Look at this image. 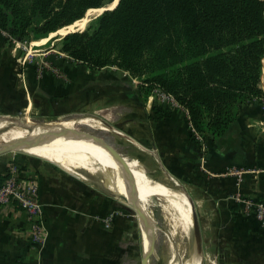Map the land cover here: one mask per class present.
Listing matches in <instances>:
<instances>
[{
	"label": "crops",
	"instance_id": "crops-1",
	"mask_svg": "<svg viewBox=\"0 0 264 264\" xmlns=\"http://www.w3.org/2000/svg\"><path fill=\"white\" fill-rule=\"evenodd\" d=\"M262 64L263 96L243 103L233 128L221 138H196L187 111L165 102L149 108L130 104L141 113L134 121L131 115L137 113L132 111L125 120L129 125L125 133L139 143L138 152L145 159L139 163L151 172L165 171L186 186L198 208L203 241L219 245V252L224 253L220 257L227 264H264V228L233 201L235 176L223 174L230 166L246 169L241 193L264 198V58ZM24 67V61L16 62L13 41L0 29L3 114H18L30 107L34 93L52 110L79 97L82 101L87 93L77 90L83 82L75 79L72 69L66 75L37 77ZM67 91L74 95L65 96ZM16 161L24 165L25 177L37 178L49 237L41 247L31 239L27 214L17 207H1L0 264H124L128 256L122 242L128 222L117 198L98 193L76 175L35 157H1L0 178ZM110 212L115 217L109 228H103L98 218Z\"/></svg>",
	"mask_w": 264,
	"mask_h": 264
},
{
	"label": "trees",
	"instance_id": "trees-1",
	"mask_svg": "<svg viewBox=\"0 0 264 264\" xmlns=\"http://www.w3.org/2000/svg\"><path fill=\"white\" fill-rule=\"evenodd\" d=\"M114 1L0 0V29L12 40L45 41ZM93 20L63 36L62 51L110 76L79 81V93L110 86L144 104L160 89L211 140L231 131L243 103L263 95L264 0H119ZM122 74L138 80V89Z\"/></svg>",
	"mask_w": 264,
	"mask_h": 264
},
{
	"label": "rangeland",
	"instance_id": "rangeland-1",
	"mask_svg": "<svg viewBox=\"0 0 264 264\" xmlns=\"http://www.w3.org/2000/svg\"><path fill=\"white\" fill-rule=\"evenodd\" d=\"M112 5V4H110ZM109 5V6H110ZM104 7H108V5H104ZM98 12L92 11L86 14L85 20L87 21L86 27L88 25L94 24V18L98 16ZM93 20V21H92ZM83 22V21H82ZM84 29V30H85ZM80 30L79 26L76 24L70 28L63 30L62 33H57L54 36H49V40H45L41 43H35L33 41L28 42H21L19 40H12L14 51L16 53V62L24 61L25 67L31 72H35L37 77H41L42 74L45 73H54L58 74H67V71L72 69L76 73V80H87V79H96L99 76L108 77L110 73L108 70H101V71H90L87 66L83 64H76L67 53L62 51L63 45V36L68 33L69 31ZM51 35V34H50ZM48 38V37H47ZM66 73V74H65ZM75 76V75H74ZM68 78V77H67ZM119 78V77H118ZM120 79V78H119ZM122 80L127 84L130 85L133 89H138L140 82L138 80L132 79L131 77L127 76L126 74H122ZM157 88L152 89L151 93L147 95L144 104L134 103L136 106L139 104V107H160V104H163L158 100V96L152 95L154 94ZM121 92L118 91L115 87H102L99 89L98 94L90 91L87 94H84L82 101L81 97H79L74 102L68 105H62L60 107H56L54 110L50 109L49 105H46L43 102L41 96L36 95L34 93V98L32 99V103L30 107L20 110V115L17 114H3L0 112V115H7V116H15L21 120H31L35 123L41 122H58L64 119H74L78 120L82 116H92L97 119H102L105 121V125L112 127L108 130H99V129H92L86 125H78L82 131L91 134L92 136L96 137L97 139L101 140L102 142L112 146L115 148L119 153L125 156L128 159H136V160H145L141 154L138 152L137 147H139V143L129 135L124 136L126 133L125 131L128 130V126L126 124V119L130 115L132 111H135L137 115H131L134 117V121H136V117L141 112L133 107L129 106L130 102H128L124 97L121 98ZM40 98V101L38 99ZM158 97V98H157ZM73 104V105H72ZM133 104V105H134ZM141 105V106H140ZM173 107V106H172ZM135 109V110H134ZM70 110V111H69ZM71 110L74 113H69ZM68 112L66 114L60 115L59 113ZM53 113H56V115ZM24 115H27V118H24ZM1 117V116H0ZM107 118V119H104ZM119 132L123 133L119 134ZM120 135V136H119ZM134 144H132L130 142ZM35 157L30 155L29 153L25 152L24 150L20 151H4L0 153V158H14V157ZM111 157V158H110ZM107 157L103 156L100 157L99 161L97 160V168H109L116 170L115 172L119 178H121L124 182L119 186H114L112 188L106 187L102 181L104 180L102 174L100 173L101 177H96L94 175L88 174L86 172L80 171L79 174H74L79 179H81L90 187H94L97 189L98 193H106L111 197H115L110 191H113L116 194L125 195L128 199L125 200L124 198H117L124 208V217L127 223V232L124 234V242H122V246L124 248V253L126 254L127 259L123 262L124 264H142V256L144 253V249H147V257H148V264H164L168 259V253L166 249V242H165V234L168 233L167 225H166V218L162 211V204L161 199L159 200L156 194L153 191V187H150L147 181L141 182V185L138 187L136 186L133 181L136 176H142L139 172V169L136 165L125 163L123 160L116 158V157ZM37 158V157H35ZM108 158V159H106ZM41 159V158H38ZM46 162H50L48 160L41 159ZM111 160V161H110ZM103 161V162H102ZM52 163V162H50ZM55 164V163H54ZM142 164V163H141ZM144 166V164H143ZM60 167V166H59ZM145 167V166H144ZM61 168V167H60ZM63 169V168H61ZM130 173H128V171ZM147 174L151 177L162 180L167 184L168 187H171L176 190L184 191L190 199L194 203L195 211L197 214L198 225L200 228L199 222V212L198 208L193 200L191 192L186 188V186L177 180H175L169 173L165 172H151L150 169L145 167ZM64 170V169H63ZM66 171V170H64ZM68 172V171H67ZM71 173V172H69ZM73 174V173H72ZM141 181V180H140ZM105 182V180H104ZM106 184V182H105ZM152 185V184H151ZM128 188L134 189L136 192L139 193V202L141 204V208L144 212V218L146 222V232L144 233L145 237L142 238V230L135 226L134 223L138 222V214L136 213L135 209L132 206V203L129 199L127 194ZM105 191V192H104ZM120 205V204H119ZM121 206V205H120ZM133 209L135 211L134 214L129 210ZM111 215V223L114 219V215L112 212L101 216L98 218V221L103 225L102 219L105 216ZM46 223V220H45ZM47 227V225H46ZM103 228H105L103 226ZM49 237V234H48ZM200 237H201V247H200V254L201 259L199 264H227L224 259L220 256L223 255V251L219 252V245H207L205 241H203V237L201 235V228H200ZM127 238V239H126ZM48 240V238H47ZM33 241V240H32ZM47 242V241H46ZM121 243V242H120ZM191 243L192 249L196 250L195 239L192 233V228L190 229V238H182L180 240V249L177 250V254L175 259H178L179 255L185 254L187 249ZM129 249V250H126ZM128 253V254H127ZM124 254V255H125Z\"/></svg>",
	"mask_w": 264,
	"mask_h": 264
},
{
	"label": "bare ground",
	"instance_id": "bare-ground-1",
	"mask_svg": "<svg viewBox=\"0 0 264 264\" xmlns=\"http://www.w3.org/2000/svg\"><path fill=\"white\" fill-rule=\"evenodd\" d=\"M116 1L117 0H115L112 5L108 6V8H112ZM101 10L102 9L91 10L90 12L96 11L100 13ZM86 24L87 21L83 20V22L77 23L76 26H79L80 30H84ZM62 32L63 30L59 33ZM41 42L43 41L35 43ZM25 118H27V115H24L23 119ZM24 122L26 123L25 125L19 121H9L7 118L0 117V144L16 142L32 133H41L45 131L43 126L36 125L29 119ZM51 124H60L68 128L76 129H78V125L80 124L96 130H108L112 128L106 126L101 123L99 119L92 116H82L78 120L64 119ZM119 134L124 135L121 132H119ZM126 135L127 134L124 136ZM101 146L103 150L91 143L80 141L75 138H62L44 145L28 146L23 148V150L37 158L55 163L64 170L73 174H79V172L82 171L94 175L98 177V179L101 177L100 173L104 176H108V178H110L108 183L105 184L103 179L102 181L104 185L109 188L123 184V180L115 173L117 172L116 170L109 168H97V160L99 161L100 157L112 156L123 160L125 163L136 165L142 176L137 175V178H135L133 183L139 187L141 182L147 181L150 187H153V191L158 199H161L162 211L166 218V225L168 229V233L165 234V242L169 259L164 264H199L201 254L197 250L194 251L192 249L191 243L187 252L184 255H179L178 259H175L177 250L180 249V240L182 238H190V229L193 224L191 205L184 191L168 187L162 180L151 177L147 174L143 164L139 163L136 159H128L102 143Z\"/></svg>",
	"mask_w": 264,
	"mask_h": 264
},
{
	"label": "built area",
	"instance_id": "built-area-1",
	"mask_svg": "<svg viewBox=\"0 0 264 264\" xmlns=\"http://www.w3.org/2000/svg\"><path fill=\"white\" fill-rule=\"evenodd\" d=\"M152 95L158 96L159 98H157L161 103L165 102L169 105L179 106L171 95L166 94L160 89L155 90ZM261 97L256 98L261 99ZM189 127L193 135L200 139L201 137L193 129L190 122ZM245 172L246 169L244 168L230 166L225 169L223 174L235 176L236 189L231 195L233 201L241 205L244 211L256 220L259 227L264 228V198L253 199L245 197L241 193L240 184ZM261 172H264V169H261ZM4 206H13L22 209L27 214L31 228V239L41 247L45 245L48 238V229L46 227L44 209L40 199L39 184L35 176L25 177L24 165L17 161L9 167L8 173L0 178V208ZM102 221L103 226L109 228L111 225V215L105 216Z\"/></svg>",
	"mask_w": 264,
	"mask_h": 264
},
{
	"label": "water",
	"instance_id": "water-1",
	"mask_svg": "<svg viewBox=\"0 0 264 264\" xmlns=\"http://www.w3.org/2000/svg\"><path fill=\"white\" fill-rule=\"evenodd\" d=\"M118 1L119 0L116 1V3L114 4V6L112 8L103 7L99 14H101L104 10L113 9L117 5ZM74 31H76V30H74ZM70 32H72V31H69L68 33H70ZM68 33H66V34H68ZM17 115L19 116L20 113H18ZM0 116L2 118H7V120H9V121H19L20 123H22L24 125L26 124L24 122V120L16 118L15 116H12V117L7 116V115H0ZM99 120L101 121V123H103V124L105 123V121H103L102 119H99ZM33 123L36 125L43 126L45 131H43L41 133H32V134L28 135L27 137L20 139L16 142L1 143L0 144V153L4 152V151H20V150H23V148L28 147V146L44 145V144H48V143H51L53 141H56V140L62 139V138H75V139H78L80 141H85V142L91 143V144H93V145H95L101 149H102V146H101V143H102L103 145L108 146L111 149L115 150L117 153H119L112 146L102 142L101 140L97 139L96 137L92 136L91 134H88L85 131H82L79 128H78L79 130L76 128H68V127H65V126L60 125V124H51L50 122H41V123L33 122ZM119 154H121V153H119ZM102 176H103L106 183H108V180L110 181V178H108V176H104L103 174H102ZM109 191L117 198H124L125 200L128 199L125 195L116 194L113 191H111L110 189H109ZM127 194L129 196V199L132 203L133 208L135 209L136 213L138 214V222H135L134 225L138 226L142 230V238H144L145 237L144 233L146 232V222H145V218H144V212H143V210L141 208V204L139 202V193L136 192L134 189L128 188ZM185 195L187 196V198L190 202V205H191V211H192V215H193V224H192L191 228H192V233H193V236L195 239L196 250L200 253L201 237H200V228L198 225L197 214L195 211L193 201L190 199V197L186 193H185ZM129 210L132 212V214L135 213V211L133 209L129 208ZM148 248H150V247H147V249ZM147 249H144V253L142 256V264H148Z\"/></svg>",
	"mask_w": 264,
	"mask_h": 264
}]
</instances>
